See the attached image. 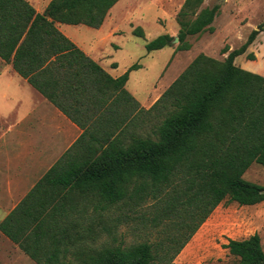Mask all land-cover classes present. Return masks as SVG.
I'll return each instance as SVG.
<instances>
[{"label":"trees","instance_id":"16d2710c","mask_svg":"<svg viewBox=\"0 0 264 264\" xmlns=\"http://www.w3.org/2000/svg\"><path fill=\"white\" fill-rule=\"evenodd\" d=\"M118 1L52 0L44 13L37 14L23 0H0V58L10 62L21 77L66 115L67 110L43 77L63 65L91 67L99 77L105 76L118 93L113 101L115 111L110 108L109 112L117 116L123 98L126 116L127 108L131 113L132 105H138L124 85L129 73L140 65H132L113 80L56 28V24H65L98 29ZM202 2L185 0L178 13L176 51L190 50L188 37L213 31L211 25L219 7L205 8L196 14ZM190 15L196 16L188 20ZM263 29L264 24L253 30L223 63L198 56L148 110H138L140 114L148 113L170 104L171 110L157 127L154 139L137 136L125 124L123 128L116 126L107 138L92 137L88 149L82 144L75 164L70 163L71 152L66 153L20 205L21 209L33 202V208L49 204L45 213L27 215L24 226L31 230L26 238L21 236L23 225L16 227L17 211L0 224V231L36 264H70L68 257L80 264H173L199 225L180 244L175 241L178 238L168 234L156 244L145 242L128 248L104 246L93 250L76 246L92 235L93 226L82 228L70 217L80 202L90 198L97 203L93 212H102L126 200L138 206L146 198L160 195L178 175L186 183L185 195L189 194L184 203L195 211H203V219L224 199L240 206L264 202V186L243 179L253 163L264 165V77L234 65V59L246 52ZM132 35L141 39L144 36L140 28H135ZM173 40L164 34L147 42L144 48L147 52L159 51L169 47ZM226 52L222 50V54ZM51 56H55V61L40 74H34ZM247 59L255 58L249 54ZM80 73L86 72H76ZM96 83L99 87L101 80ZM44 189L57 192H51L46 197L48 201H41L39 191ZM176 201L159 200L163 204L161 220L171 218ZM192 214L193 211L186 212V219ZM181 226L187 227V223L182 222ZM226 247L240 264H264L257 234L244 240H229Z\"/></svg>","mask_w":264,"mask_h":264},{"label":"rangeland","instance_id":"374dc122","mask_svg":"<svg viewBox=\"0 0 264 264\" xmlns=\"http://www.w3.org/2000/svg\"><path fill=\"white\" fill-rule=\"evenodd\" d=\"M184 3L185 0H119L103 22L105 34L112 35V40L105 47H100L99 58L113 62V66H116L113 74L122 75L132 65H140L139 69L129 73L128 88L133 84L143 87L141 106L147 110L198 56L223 63L232 51L238 50L246 42L253 30L264 24V0H203L196 14L205 8L219 7L211 25L213 31L188 37L190 50L176 51L178 42L175 40L179 30L177 15ZM195 16L190 15L187 19L193 20ZM135 28L143 31L142 39L132 35ZM164 34L174 39L169 47L154 52L145 50L147 42ZM255 42L257 51L251 50L253 43L241 58L234 59V65L240 68L243 62H249L247 55L258 54L261 56L258 58L255 55L250 62L253 65L261 64L263 67L257 65V68L263 69L264 73V33ZM223 49L227 50L224 54ZM135 97L140 100L139 95ZM167 105L142 114L132 105L127 130L139 137L154 139L157 127L171 110L170 104ZM243 179L264 186V165L253 163ZM185 188L186 183L178 175L170 187L162 189L160 195L146 198L138 206L126 200L102 212H93L96 201L80 202L70 219L80 223L82 228L93 226L94 231L76 246L93 250L104 246L128 248L145 242L156 244L168 234L178 238L175 241L180 244L191 229L199 225L173 264H240L238 258L229 255L226 246L229 240H244L254 234L260 237L264 251V202L240 206L224 199L203 219V211H195L193 206L184 203L189 196L185 195ZM171 198L177 199L174 214L169 219L161 220L159 213L163 204L159 200L169 201ZM189 211H193V214L186 219L185 213ZM182 222H186L187 227L181 226ZM67 260L70 264H80L71 257ZM0 264L31 263L20 261L10 248L0 243Z\"/></svg>","mask_w":264,"mask_h":264},{"label":"crops","instance_id":"0c3cea01","mask_svg":"<svg viewBox=\"0 0 264 264\" xmlns=\"http://www.w3.org/2000/svg\"><path fill=\"white\" fill-rule=\"evenodd\" d=\"M23 1L35 13L42 14L52 0ZM56 28L93 61L104 75L113 80L123 75L113 74V68L116 67L113 66V62L102 61L99 58L100 47H105L112 40V35H108L107 32L105 34L104 23L98 29L65 24H56ZM263 33V31L260 32L257 37L261 38ZM255 41L251 50L257 51ZM255 55L258 58L261 56ZM52 61H55V56H51L34 74H40ZM257 65L261 64L253 65L249 60V62H243L240 68L264 77L263 69H258ZM79 70L86 73L77 75L76 72ZM43 80H48L68 115L33 88L26 78L21 77L14 70L10 62L7 63L0 58V224L17 211L14 218L18 221L16 227L23 225L22 239L26 238L31 230L24 226L28 222L27 215L45 213L46 208V211L49 210V204L47 207L33 208L34 202L20 209V205L35 185L66 153L71 152L70 163L75 164L77 156L81 155L82 144L88 149L93 143L92 137L107 138V135L113 134L116 126L123 128L130 116L129 108L125 116L123 98L122 104L118 106L117 116L109 112L110 108L115 111L113 101L118 93L112 89L105 76L99 77L91 67L80 69L78 66L63 65L53 69L51 75L44 76ZM97 80H101L99 87ZM129 80L130 74L124 90L134 99L138 110H145L146 108L141 106L143 105L141 103L143 87L133 84L128 88ZM136 94L140 96V100L135 97ZM82 136H84L83 140ZM80 140L81 142L78 143ZM51 192L57 191L44 189L39 191L38 198L42 201L49 197ZM0 243L10 248L20 261L36 264V261L1 231Z\"/></svg>","mask_w":264,"mask_h":264},{"label":"water","instance_id":"95a60500","mask_svg":"<svg viewBox=\"0 0 264 264\" xmlns=\"http://www.w3.org/2000/svg\"><path fill=\"white\" fill-rule=\"evenodd\" d=\"M175 41H177L178 42V40L176 39Z\"/></svg>","mask_w":264,"mask_h":264}]
</instances>
